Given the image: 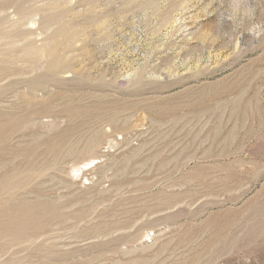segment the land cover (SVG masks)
Listing matches in <instances>:
<instances>
[{"label":"rangeland","instance_id":"374dc122","mask_svg":"<svg viewBox=\"0 0 264 264\" xmlns=\"http://www.w3.org/2000/svg\"><path fill=\"white\" fill-rule=\"evenodd\" d=\"M0 264H264V0H0Z\"/></svg>","mask_w":264,"mask_h":264},{"label":"bare ground","instance_id":"6f19581e","mask_svg":"<svg viewBox=\"0 0 264 264\" xmlns=\"http://www.w3.org/2000/svg\"><path fill=\"white\" fill-rule=\"evenodd\" d=\"M87 164V163H86ZM74 171V170H73Z\"/></svg>","mask_w":264,"mask_h":264}]
</instances>
